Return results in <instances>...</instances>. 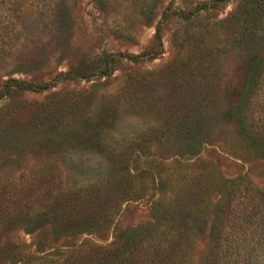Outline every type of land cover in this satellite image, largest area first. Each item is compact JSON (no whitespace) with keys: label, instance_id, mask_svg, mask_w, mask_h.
Returning <instances> with one entry per match:
<instances>
[{"label":"rangeland","instance_id":"374dc122","mask_svg":"<svg viewBox=\"0 0 264 264\" xmlns=\"http://www.w3.org/2000/svg\"><path fill=\"white\" fill-rule=\"evenodd\" d=\"M210 261L264 264V0H0V264Z\"/></svg>","mask_w":264,"mask_h":264},{"label":"trees","instance_id":"16d2710c","mask_svg":"<svg viewBox=\"0 0 264 264\" xmlns=\"http://www.w3.org/2000/svg\"><path fill=\"white\" fill-rule=\"evenodd\" d=\"M77 74H75L74 72H69V73H66V74H64V78H66V77H76V75H80V71H77L76 72ZM11 82H13V84L11 83V85H10V83H8V84H6L5 85V88L7 89V91L10 89V87L12 86V85H15L17 88H22V89H26V88H29V89H33V90H37L38 88L36 87V86H34L33 84H30V83H28V82H25V81H19V80H14V81H11ZM232 199H230L229 201H228V207H230V205L232 204V201H231ZM92 203V200H89L88 201V203L86 204V205H90ZM58 209V208H57ZM55 212H53L52 210L51 211H44V212H42L40 215L42 216V217H46V218H48L49 219V217L50 218H53V220H52V222H53V224H58V223H61L62 222V220H60L59 218H58V216L57 217H55L56 216V214H57V210H54ZM84 214H87V212H85ZM228 215V214H227ZM227 217V216H226ZM228 218V217H227ZM43 219H45V218H43ZM43 221V220H42ZM225 227V225L223 224V228ZM223 228H222V230H223ZM209 264H215V261H210V263Z\"/></svg>","mask_w":264,"mask_h":264}]
</instances>
